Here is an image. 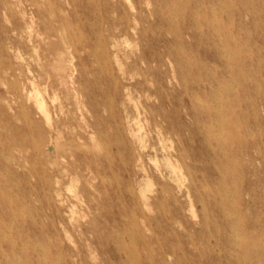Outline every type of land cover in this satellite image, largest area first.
I'll list each match as a JSON object with an SVG mask.
<instances>
[{
  "label": "rangeland",
  "instance_id": "1",
  "mask_svg": "<svg viewBox=\"0 0 264 264\" xmlns=\"http://www.w3.org/2000/svg\"><path fill=\"white\" fill-rule=\"evenodd\" d=\"M0 193V264H264V0H0Z\"/></svg>",
  "mask_w": 264,
  "mask_h": 264
},
{
  "label": "bare ground",
  "instance_id": "2",
  "mask_svg": "<svg viewBox=\"0 0 264 264\" xmlns=\"http://www.w3.org/2000/svg\"><path fill=\"white\" fill-rule=\"evenodd\" d=\"M186 1V0H185ZM75 2V1H74ZM243 7H244V5H243ZM77 14V13H76ZM60 15V14H59ZM55 16V15H54ZM254 17V16H253ZM232 18V17H231ZM234 18V17H233ZM58 19V18H57ZM215 29V28H214ZM98 38V37H97ZM122 40V39H121ZM120 40V41H121ZM182 44V43H181ZM126 45V44H125ZM109 46H111V45H109ZM114 46V45H113ZM34 48V47H33ZM137 52V51H136ZM117 53V52H116ZM113 54H114V52H113ZM120 54V53H119ZM122 55H123V53H122ZM114 58H115V56H114ZM113 58V59H114ZM118 61V60H117ZM119 63V62H118ZM115 65H117V64H115ZM122 65V64H121ZM121 67V66H120ZM119 68V67H118ZM228 84V83H227ZM212 93H215V92H212ZM232 93V92H231ZM38 95V94H37ZM218 95V94H217ZM213 96H215V95H213ZM232 96H233V94H232ZM37 102H38V104H39V107L43 110L44 108H43V104H42V102L41 101H39V100H37ZM238 102V101H237ZM45 111V110H44ZM44 114H45V116H46V118L49 120L50 119V116H49V114L47 113V111H45L44 112ZM47 122V121H46ZM139 131V130H138ZM140 132V131H139ZM136 137V136H135ZM55 138V137H54ZM55 145V144H54ZM160 159V158H159ZM19 160V159H18ZM161 161V160H160ZM168 164L173 168L174 167V165L171 163V161H168ZM172 170V169H171ZM175 170V169H174ZM173 171V170H172ZM179 172H181V171H179ZM169 175V174H168ZM181 178V177H180ZM184 181H185V179H184ZM50 182V181H49ZM74 184V183H73ZM76 184H77V182H76ZM144 187V186H143ZM146 187V186H145ZM144 187V188H145ZM9 188V187H8ZM69 189V188H68ZM71 191V190H70ZM73 191V190H72ZM72 193V192H71ZM144 193V192H143ZM1 194V193H0ZM206 194V193H205ZM207 196V195H206ZM187 197V196H186ZM9 200V199H8ZM11 209V208H10ZM190 209H191V207H190ZM201 209V208H200ZM192 210V209H191ZM148 211V210H147ZM19 212V211H18ZM72 217V216H71ZM68 220V219H67ZM175 226V225H174ZM177 226V225H176ZM133 231V230H132ZM5 234V233H4ZM116 237V236H115ZM10 240V239H9ZM11 241V240H10ZM91 250V249H90ZM261 250V249H260ZM85 251V250H84ZM16 260V259H15ZM17 261H18V259H17ZM63 262V261H62ZM258 264V263H257Z\"/></svg>",
  "mask_w": 264,
  "mask_h": 264
}]
</instances>
